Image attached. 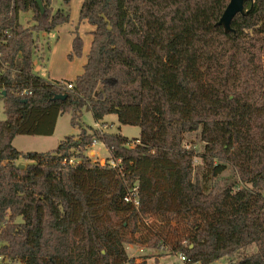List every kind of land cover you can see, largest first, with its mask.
I'll use <instances>...</instances> for the list:
<instances>
[{
	"label": "trees",
	"instance_id": "16d2710c",
	"mask_svg": "<svg viewBox=\"0 0 264 264\" xmlns=\"http://www.w3.org/2000/svg\"><path fill=\"white\" fill-rule=\"evenodd\" d=\"M40 1L44 14L38 0H0V264H162L130 257L125 246L137 243L184 255L180 264L233 254L229 264H264V0L232 32L218 25L230 0H83L92 42L68 83L33 72L36 36L69 17ZM84 109L96 123L115 115L138 126L139 138L87 132ZM67 112L78 137L45 153L13 146L53 135ZM197 132L200 151L187 141ZM95 142L105 164L86 152ZM228 169L233 182L219 178ZM135 186L138 207L124 201Z\"/></svg>",
	"mask_w": 264,
	"mask_h": 264
},
{
	"label": "rangeland",
	"instance_id": "374dc122",
	"mask_svg": "<svg viewBox=\"0 0 264 264\" xmlns=\"http://www.w3.org/2000/svg\"><path fill=\"white\" fill-rule=\"evenodd\" d=\"M83 0H71L69 3H64L63 0H54L52 7L54 10L62 9L69 17L68 20L62 24L57 25L50 32H40L36 36L37 48L33 58V72L51 82H73L79 75L83 73V67L87 61V54L90 51L92 34L94 27L86 20L80 18V10ZM21 21L24 26H29L31 22V13L22 14ZM76 37L82 40V50L80 54L73 53V41ZM3 102L0 101V121L5 120ZM72 114L67 112L58 117L54 134L47 137L41 136H17L13 140V146L21 152H37L45 153L55 150L60 142L66 137H78L81 129L78 126L72 125ZM108 125L112 124L106 133L121 134L129 140L137 139L140 136V128L138 126H124L120 125L116 116H107L105 119ZM82 127L87 132H91L89 128L95 127V120L89 109H84L82 113ZM188 145L192 146L196 151H200L203 147L199 139V133H193L187 136ZM90 150L95 152L89 156L93 162H100L105 164L109 158L108 149L102 144L97 143L86 150L87 154ZM28 161L20 159L17 161L18 165H26ZM196 172L199 174L203 170L200 158H195ZM220 179L233 182L236 180V174L233 170H226ZM126 251L130 257L139 260L145 256H150L149 261L153 262L156 256H160L162 264H180L179 256L173 255L167 251H161L148 246V244H127ZM248 254L256 251L254 246L245 250ZM237 254L230 255L217 264H229V262L236 261Z\"/></svg>",
	"mask_w": 264,
	"mask_h": 264
},
{
	"label": "water",
	"instance_id": "95a60500",
	"mask_svg": "<svg viewBox=\"0 0 264 264\" xmlns=\"http://www.w3.org/2000/svg\"><path fill=\"white\" fill-rule=\"evenodd\" d=\"M255 0H230L227 7L225 8L218 25L223 26L226 32H232L231 23L234 17L238 14H247L254 6ZM250 4V8L246 9V4ZM39 8L41 13L44 14V7L42 2L38 0ZM66 98L65 95H56L53 99L62 101ZM19 169H24V165H17Z\"/></svg>",
	"mask_w": 264,
	"mask_h": 264
},
{
	"label": "built area",
	"instance_id": "2783aa9c",
	"mask_svg": "<svg viewBox=\"0 0 264 264\" xmlns=\"http://www.w3.org/2000/svg\"><path fill=\"white\" fill-rule=\"evenodd\" d=\"M67 87L69 89L72 88V85L71 84H68ZM27 93V92H25ZM29 93V92H28ZM0 97H1V91H0ZM97 131H99L100 133H106L107 130L109 128H112V124L111 125H108L106 122H97L95 124V127H94ZM95 143H98V142H95ZM94 143V144H95ZM100 143V142H99ZM79 161L74 159V158H71L69 160L65 159L63 161L64 164H69V165H75L77 164ZM118 163H120V160H116V161H110V165L115 167ZM125 202H131L133 203L136 207L139 206V199H138V188L137 186H135L131 191H129V193L127 194V196L125 197L124 199ZM179 256V260H180V263H185V262H188L187 258L184 256V255H178Z\"/></svg>",
	"mask_w": 264,
	"mask_h": 264
},
{
	"label": "crops",
	"instance_id": "0c3cea01",
	"mask_svg": "<svg viewBox=\"0 0 264 264\" xmlns=\"http://www.w3.org/2000/svg\"><path fill=\"white\" fill-rule=\"evenodd\" d=\"M110 116H111V115H110ZM106 118H107V117H106ZM106 118H105V119H106ZM116 118H117V117H116ZM105 119L103 120V122H106ZM95 144H97V143H95ZM95 144H93V145L91 146V148H93V146H94ZM92 154L95 155V152H94L93 150H90V151L88 152V155L91 156Z\"/></svg>",
	"mask_w": 264,
	"mask_h": 264
}]
</instances>
